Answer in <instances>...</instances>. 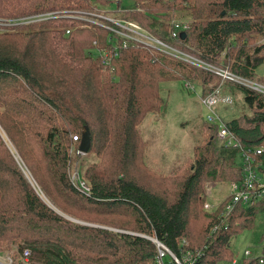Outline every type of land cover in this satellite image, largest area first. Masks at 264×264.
I'll list each match as a JSON object with an SVG mask.
<instances>
[{"label":"trees","instance_id":"1","mask_svg":"<svg viewBox=\"0 0 264 264\" xmlns=\"http://www.w3.org/2000/svg\"><path fill=\"white\" fill-rule=\"evenodd\" d=\"M128 1L126 7L119 0H0V125L53 204L32 189L0 135V248L15 247L18 257L29 251L30 264H157L148 238L155 236L177 257L191 251L195 264H232L233 242L246 230L259 252L239 264H264V199L230 212L224 204L203 208L207 185L242 178L241 148L250 149L264 176V94L150 46H123L109 28L74 15L113 12L191 57L264 85L257 75L264 65V0ZM45 11L55 16L7 22ZM176 22L188 28L173 36ZM171 80L199 87V101L219 88L234 108L226 118L214 110L240 145L219 144L217 124L204 121L208 134L194 144L188 172L164 176L143 161L140 124L162 111L159 85ZM85 127L90 161L78 174L86 192L68 176L70 148L78 149ZM142 174L158 183L143 182Z\"/></svg>","mask_w":264,"mask_h":264},{"label":"rangeland","instance_id":"2","mask_svg":"<svg viewBox=\"0 0 264 264\" xmlns=\"http://www.w3.org/2000/svg\"><path fill=\"white\" fill-rule=\"evenodd\" d=\"M119 1L122 6H131L130 1L128 0ZM92 11L98 12V10L96 9H93ZM108 13L113 14L114 16H118L113 12ZM183 17L188 20V16ZM181 21H183V19H181ZM257 70V75L264 77V65H261ZM211 82L213 83L214 80H212ZM159 86L161 87L160 96L163 102H165L164 107H162V111H159L160 113H147L145 116L146 118L140 124V132H142V137L145 141L146 146L143 153V161H145L147 167L149 166L154 170L155 173H158L157 175H181V173L188 172L189 167L192 164L191 156L194 144L203 142L204 140V134L206 132L204 130V128L206 127L204 121H206L205 118L207 116V110L199 101V87L194 88L193 91L187 90L182 87L179 81L174 80L163 81ZM218 107L220 114H224L222 117L225 118L226 115L229 116L226 110H232L234 108V106H230L225 103L219 104ZM206 134H208V132H206ZM0 135L4 140H6L5 144L7 145V147L10 150H13V158L20 171L23 173L24 177L27 178L32 189L35 192H38L44 202H46L50 206H53L51 200H49L48 196L41 189L38 181L33 178L31 170L18 156L15 146L9 140V136L6 135V132L1 127V125ZM218 143L220 144L219 141ZM70 149L72 158L71 160L73 164L68 176L70 177L71 181H74V183H76L74 174L77 173L78 166L83 164L82 161H84V165L86 166L90 159H88L89 157L87 156V154L80 153L79 148L76 149L75 147L71 146ZM91 158L93 159L94 156H92ZM142 175L143 177H145L142 178L143 182L148 183V181H151L152 184L158 183L157 178H151L147 174ZM79 177L82 180L81 175ZM228 183V181H218L207 185L205 189L206 201L208 203H216V201H221L229 193L230 187L228 186ZM66 217L71 221L81 224H86L94 227L104 226L99 222L88 223L76 218L74 219L72 217H69L68 215ZM104 228L121 231L112 227ZM233 245L235 248L234 255L239 259H241L243 251L245 249H249L253 255L258 254L259 252V248L252 245L251 231L245 230L244 232H242L234 240ZM14 250L15 247L8 250L0 248V253H2L4 256L8 253L13 255ZM12 257L14 258V264H23L20 260V257Z\"/></svg>","mask_w":264,"mask_h":264},{"label":"built area","instance_id":"3","mask_svg":"<svg viewBox=\"0 0 264 264\" xmlns=\"http://www.w3.org/2000/svg\"><path fill=\"white\" fill-rule=\"evenodd\" d=\"M74 15L86 20L88 23L109 28L116 37L120 36L123 38V46H126V42L128 41L144 44L145 46H150L154 49L159 50L160 52H165L176 58H181L191 64L193 63L203 68L209 69L212 72H215L219 77H221V79L238 83L264 94V85L259 83L255 79H249L241 75L234 74L233 72L229 71L228 68H218L208 63L206 64L196 57H191L178 48L176 49L156 38L152 33H150V31L145 30L135 22L121 20L119 17L113 16L112 14L105 12L104 10L98 12L91 11L85 14L76 13ZM53 16H55V12L45 11L33 13L29 16L17 17L16 19L12 20L8 19L7 22L14 25L29 24L31 22L44 21L46 19L52 18ZM187 28L188 27L185 23L176 22L174 24L175 30H173V36H175L179 32V30L184 31ZM108 54H105V50L102 52L101 60L103 64L108 62ZM113 55L116 56L117 51H114ZM183 87H185V89L187 90L192 91L195 88L188 82H185L183 84ZM200 101L207 110V116L205 118L206 121L209 123L217 124L218 126L216 135L217 140L222 144L224 143L227 145L238 147L240 144H237L234 141L232 132L226 128L224 122L221 119L222 117L220 115H217L214 110V108H217L219 104L229 103V100H227L226 97H221L220 89L217 88L214 90V92L207 94V96L201 97ZM73 141H78V138L74 136ZM241 150V158L243 161L242 178L239 179V181H230L228 183V186L230 187L229 193L221 201H216V203H208L207 201H205V210L213 211L219 208L221 204H224L223 211L230 212L239 203H242L246 206H251L254 205L257 200L264 199V176L255 171L254 158L251 157L252 152L250 151V149L241 148ZM255 152L259 154L261 153V149H257ZM74 175L76 184H78V186H80V188L86 192L88 190V186L83 179H80L78 171ZM148 238L156 247L157 254L155 260L157 264H195V255L191 251H187L185 254H183L182 257H177L175 253L169 247H166L164 243L157 237L153 236ZM29 255V251L24 250L23 255L20 257V260L23 264H30ZM12 256L13 255H11L10 253L5 254V256L0 253V264H14V258ZM242 256L253 258L256 256V254L253 255L249 249H245ZM232 260V264H239V258L234 257ZM260 262H263V259H261Z\"/></svg>","mask_w":264,"mask_h":264},{"label":"water","instance_id":"4","mask_svg":"<svg viewBox=\"0 0 264 264\" xmlns=\"http://www.w3.org/2000/svg\"><path fill=\"white\" fill-rule=\"evenodd\" d=\"M184 35H185V33L182 32V36H184ZM90 142H91L90 133H89L87 127H85L82 131L81 140L78 144L79 151L84 153V154H87L91 148Z\"/></svg>","mask_w":264,"mask_h":264},{"label":"crops","instance_id":"5","mask_svg":"<svg viewBox=\"0 0 264 264\" xmlns=\"http://www.w3.org/2000/svg\"><path fill=\"white\" fill-rule=\"evenodd\" d=\"M158 113H160V112H158Z\"/></svg>","mask_w":264,"mask_h":264}]
</instances>
